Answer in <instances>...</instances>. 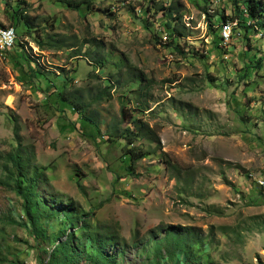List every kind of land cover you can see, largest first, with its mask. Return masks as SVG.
<instances>
[{"label":"rangeland","instance_id":"rangeland-1","mask_svg":"<svg viewBox=\"0 0 264 264\" xmlns=\"http://www.w3.org/2000/svg\"><path fill=\"white\" fill-rule=\"evenodd\" d=\"M79 1L0 0V182L15 126L43 175L38 242L0 186V264H264V0Z\"/></svg>","mask_w":264,"mask_h":264},{"label":"trees","instance_id":"trees-1","mask_svg":"<svg viewBox=\"0 0 264 264\" xmlns=\"http://www.w3.org/2000/svg\"><path fill=\"white\" fill-rule=\"evenodd\" d=\"M92 5V0H81L77 3H66V7L77 13L88 12ZM262 8L263 6L261 2L256 0H246V10L251 17L257 16ZM15 44L18 45V42L16 41ZM13 135L17 148L13 154H9L7 156L8 163L10 164L13 171V176L8 180L0 182V186L12 190L20 198L22 201V212L27 221L28 227L30 228V236L34 241L38 242L40 232L42 233V230H40L38 227L36 219L37 185L39 178H41L43 175L39 174L37 170H34L30 176L27 175L29 159L28 157H25L27 149L23 147L20 142L18 126L13 128ZM123 159H127L126 170L130 173V175H133L134 172L132 167L135 165L136 161L140 159V156H136L133 152L129 151L123 154ZM12 224L15 223L13 222ZM158 248L160 252L167 254L171 258L173 254L180 248L186 250L188 248V244L187 241L181 239L180 236L172 234L170 237L161 240L159 242ZM60 255H64L65 258L70 256L68 251L64 249V246L59 245L53 247L50 252V257L54 259L58 258ZM93 264H113V262L111 259L98 253Z\"/></svg>","mask_w":264,"mask_h":264},{"label":"built area","instance_id":"built-area-1","mask_svg":"<svg viewBox=\"0 0 264 264\" xmlns=\"http://www.w3.org/2000/svg\"><path fill=\"white\" fill-rule=\"evenodd\" d=\"M227 38V41L230 36H224ZM17 37H2L0 36V54L11 52L15 48Z\"/></svg>","mask_w":264,"mask_h":264},{"label":"bare ground","instance_id":"bare-ground-1","mask_svg":"<svg viewBox=\"0 0 264 264\" xmlns=\"http://www.w3.org/2000/svg\"><path fill=\"white\" fill-rule=\"evenodd\" d=\"M231 27L230 25H223L221 28V39L225 42L227 41V38L224 36H230ZM0 36L2 37H16L15 32L12 28H0Z\"/></svg>","mask_w":264,"mask_h":264}]
</instances>
